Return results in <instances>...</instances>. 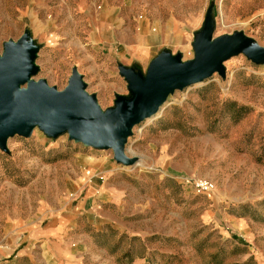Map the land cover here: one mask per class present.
Returning a JSON list of instances; mask_svg holds the SVG:
<instances>
[{
    "label": "rangeland",
    "instance_id": "obj_1",
    "mask_svg": "<svg viewBox=\"0 0 264 264\" xmlns=\"http://www.w3.org/2000/svg\"><path fill=\"white\" fill-rule=\"evenodd\" d=\"M209 16L214 38L243 32L264 48V0H0V53L29 34L32 79L64 91L76 69L106 111L131 97L121 67L147 76L163 51L193 59ZM224 66L133 129V166L69 133L10 137L0 264H264V63ZM196 179L215 188L198 193ZM87 196L112 226L89 224Z\"/></svg>",
    "mask_w": 264,
    "mask_h": 264
},
{
    "label": "water",
    "instance_id": "obj_2",
    "mask_svg": "<svg viewBox=\"0 0 264 264\" xmlns=\"http://www.w3.org/2000/svg\"><path fill=\"white\" fill-rule=\"evenodd\" d=\"M211 16L193 42L195 57L184 61L180 54L163 51L143 76L121 67L130 98L117 96L115 107L103 111L95 95L86 91L83 76L75 69L64 91L34 81L39 48L24 34L4 43L0 53V148L7 151L10 137H31L39 128L49 137L69 133L70 139L86 147L113 149L118 164L133 166L136 157L126 154L133 129L155 118L176 91L203 83L216 73L224 77V64L244 54L256 64L264 63V48L243 32L214 38ZM26 86V87H24Z\"/></svg>",
    "mask_w": 264,
    "mask_h": 264
},
{
    "label": "crops",
    "instance_id": "obj_3",
    "mask_svg": "<svg viewBox=\"0 0 264 264\" xmlns=\"http://www.w3.org/2000/svg\"><path fill=\"white\" fill-rule=\"evenodd\" d=\"M148 45L149 42L144 46H148ZM99 198H100L99 196L98 197L87 196L83 202L82 207L84 208V215H86L89 224H93L94 226L99 225L103 229V227H106L107 225L110 226L111 224L108 222L109 218H107L104 215H101L99 212V210L101 209L100 204L98 203ZM113 228H115V226H113ZM62 264H78V263H76L75 261H67L66 263H62ZM82 264L85 263L83 262Z\"/></svg>",
    "mask_w": 264,
    "mask_h": 264
},
{
    "label": "built area",
    "instance_id": "obj_4",
    "mask_svg": "<svg viewBox=\"0 0 264 264\" xmlns=\"http://www.w3.org/2000/svg\"><path fill=\"white\" fill-rule=\"evenodd\" d=\"M192 187L198 193L211 192L215 185L212 181L207 179H196L192 181Z\"/></svg>",
    "mask_w": 264,
    "mask_h": 264
},
{
    "label": "bare ground",
    "instance_id": "obj_5",
    "mask_svg": "<svg viewBox=\"0 0 264 264\" xmlns=\"http://www.w3.org/2000/svg\"><path fill=\"white\" fill-rule=\"evenodd\" d=\"M162 110H163V109H162ZM162 110L159 112V114H158V115H160V114L162 113ZM158 115H157V116H158ZM151 119H152V118H151ZM138 163H139V162H138ZM139 165H140V164H139Z\"/></svg>",
    "mask_w": 264,
    "mask_h": 264
}]
</instances>
